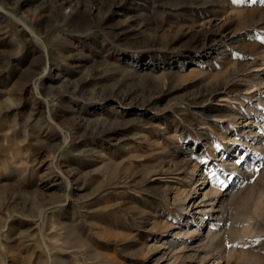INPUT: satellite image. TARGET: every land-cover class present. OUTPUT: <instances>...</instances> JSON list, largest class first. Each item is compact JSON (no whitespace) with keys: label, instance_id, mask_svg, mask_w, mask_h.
Segmentation results:
<instances>
[{"label":"rangeland","instance_id":"374dc122","mask_svg":"<svg viewBox=\"0 0 264 264\" xmlns=\"http://www.w3.org/2000/svg\"><path fill=\"white\" fill-rule=\"evenodd\" d=\"M209 253L264 264V0H0V264Z\"/></svg>","mask_w":264,"mask_h":264},{"label":"bare ground","instance_id":"6f19581e","mask_svg":"<svg viewBox=\"0 0 264 264\" xmlns=\"http://www.w3.org/2000/svg\"><path fill=\"white\" fill-rule=\"evenodd\" d=\"M187 199H185V200H188V197H186ZM261 205H262V203H261ZM248 224V223H247ZM210 232V231H209ZM213 234V233H212ZM211 234V232L210 233H208V235L209 236H211L212 235ZM215 235V234H214ZM217 236V235H216ZM211 239V238H210ZM212 240V239H211ZM215 241V240H214ZM211 242V241H210ZM210 249H211V247H210ZM212 250H214V249H212ZM211 251V250H210ZM210 254V253H209ZM214 258V259H213ZM202 259V258H201ZM216 261V263L217 264H224L223 263V261H222V257L220 256V255H216L215 257L214 256H211V254L209 255V256H207V257H205V264H209L210 262H213V261ZM214 261V262H215ZM202 262H203V260H202ZM215 264V263H214Z\"/></svg>","mask_w":264,"mask_h":264}]
</instances>
